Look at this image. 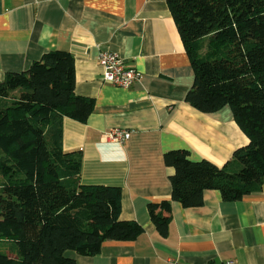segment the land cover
Instances as JSON below:
<instances>
[{
	"label": "crops",
	"instance_id": "1",
	"mask_svg": "<svg viewBox=\"0 0 264 264\" xmlns=\"http://www.w3.org/2000/svg\"><path fill=\"white\" fill-rule=\"evenodd\" d=\"M51 50L74 56L75 91L95 101L87 122L63 119L64 149L83 153L81 182L121 187V218L144 227L135 240L104 242L96 255H68L77 264H264V182L237 201L212 189L201 206L172 200L166 152L187 149L192 160L223 166L249 138L230 107L207 114L186 101L195 69L168 0H0V81ZM105 51L141 79L130 88L104 81ZM116 128L130 137H106ZM163 200L172 202L167 237L148 210Z\"/></svg>",
	"mask_w": 264,
	"mask_h": 264
},
{
	"label": "trees",
	"instance_id": "2",
	"mask_svg": "<svg viewBox=\"0 0 264 264\" xmlns=\"http://www.w3.org/2000/svg\"><path fill=\"white\" fill-rule=\"evenodd\" d=\"M195 69L186 101L212 114L228 106L249 138L223 166L170 150L172 200L203 204L207 189L237 201L264 182V0H168ZM75 58L51 50L0 81V264H77L68 255L98 254L106 241L144 232L123 220L119 186L81 182L83 153L63 146V119L87 122L91 97L75 91ZM171 200L149 203L167 237Z\"/></svg>",
	"mask_w": 264,
	"mask_h": 264
},
{
	"label": "built area",
	"instance_id": "3",
	"mask_svg": "<svg viewBox=\"0 0 264 264\" xmlns=\"http://www.w3.org/2000/svg\"><path fill=\"white\" fill-rule=\"evenodd\" d=\"M99 62L103 67V79L115 86L121 88H130L135 82L141 79V72L135 68L129 67L126 60L115 52L105 51L99 56ZM131 135V132L123 129H113L106 137L112 140L124 141ZM174 264L178 262L172 260ZM205 264H237L236 260L228 259L221 263H205Z\"/></svg>",
	"mask_w": 264,
	"mask_h": 264
}]
</instances>
